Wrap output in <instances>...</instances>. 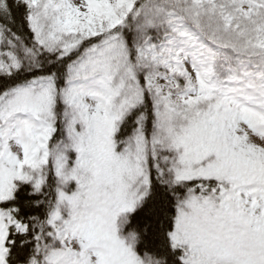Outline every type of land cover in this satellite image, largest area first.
<instances>
[{
  "label": "snow or ice",
  "instance_id": "obj_1",
  "mask_svg": "<svg viewBox=\"0 0 264 264\" xmlns=\"http://www.w3.org/2000/svg\"><path fill=\"white\" fill-rule=\"evenodd\" d=\"M0 264H264V0H0Z\"/></svg>",
  "mask_w": 264,
  "mask_h": 264
}]
</instances>
